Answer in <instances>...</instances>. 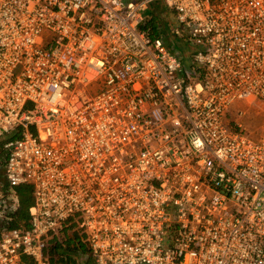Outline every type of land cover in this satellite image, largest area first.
<instances>
[{"label":"built area","instance_id":"built-area-1","mask_svg":"<svg viewBox=\"0 0 264 264\" xmlns=\"http://www.w3.org/2000/svg\"><path fill=\"white\" fill-rule=\"evenodd\" d=\"M154 1L0 0V264L71 223L74 264H264V0Z\"/></svg>","mask_w":264,"mask_h":264},{"label":"trees","instance_id":"trees-1","mask_svg":"<svg viewBox=\"0 0 264 264\" xmlns=\"http://www.w3.org/2000/svg\"><path fill=\"white\" fill-rule=\"evenodd\" d=\"M1 147V144H0ZM17 196V207L13 212L2 210L0 217V229L26 226L28 223V209L32 205V187L29 184H21L14 187ZM8 185L0 180V201L7 200ZM86 252V245L82 242L81 235L75 229L74 224H69L59 231L57 235L51 236L43 247V253L49 261V264H74L76 257ZM29 260L24 257V263L28 264Z\"/></svg>","mask_w":264,"mask_h":264},{"label":"rangeland","instance_id":"rangeland-1","mask_svg":"<svg viewBox=\"0 0 264 264\" xmlns=\"http://www.w3.org/2000/svg\"><path fill=\"white\" fill-rule=\"evenodd\" d=\"M149 6V5H148ZM152 9V8H150ZM143 17L144 20L151 18L150 21L146 22V24H148L149 26H153V30L154 32L158 31L159 29L157 28L158 23L160 24V17L156 14H153L151 12V10H145L143 12ZM165 27H163L164 29H167L166 34L169 33V29L171 28V23L169 21L168 18H165L164 23H162ZM165 34V33H164ZM165 34L164 39L166 41L169 40V37ZM170 47L172 48V50H174V52H181L183 54H186L187 56H191L192 52L195 50V46L188 44L184 41H182L180 38L175 39V38H171L170 43H169ZM236 106L237 103L234 104L231 108L232 110H236ZM232 115V113H231ZM245 123H248L249 125H251V127L253 128H261L264 129V105L258 101L252 102L249 106L245 107ZM228 118L230 119L231 116L229 115ZM7 139V136H3L0 138V144L5 141ZM0 180L6 185V181L5 178L2 174V170L0 168Z\"/></svg>","mask_w":264,"mask_h":264},{"label":"crops","instance_id":"crops-1","mask_svg":"<svg viewBox=\"0 0 264 264\" xmlns=\"http://www.w3.org/2000/svg\"><path fill=\"white\" fill-rule=\"evenodd\" d=\"M150 8H152V9H150ZM147 10H151V12L153 14L158 15L161 19L160 22L162 21L161 23H164L165 18H167V16H168L167 15L168 11L166 10L164 4L160 0H157V1H154L153 3H150Z\"/></svg>","mask_w":264,"mask_h":264}]
</instances>
